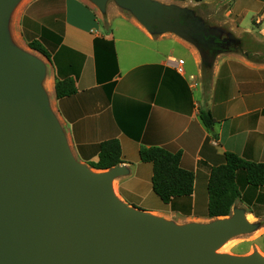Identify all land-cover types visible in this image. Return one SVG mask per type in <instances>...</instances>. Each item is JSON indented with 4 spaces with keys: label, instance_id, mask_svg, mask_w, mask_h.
<instances>
[{
    "label": "crops",
    "instance_id": "crops-1",
    "mask_svg": "<svg viewBox=\"0 0 264 264\" xmlns=\"http://www.w3.org/2000/svg\"><path fill=\"white\" fill-rule=\"evenodd\" d=\"M15 8L17 39H38L51 51V61L43 55L49 65L42 59L43 88L77 160L98 161L99 145L119 139L125 171L113 189L127 205L177 224L208 222L211 168L225 162L227 151L264 162V58L224 52L205 70L196 44L173 32H151L116 0L103 9L92 0H20ZM252 10V25H244ZM224 16L234 33L264 41V0H231ZM166 43L188 51L191 61L176 57ZM171 59L184 63L178 67ZM65 77L75 78L77 92L58 98L56 78ZM202 109L215 119L210 129ZM144 146L181 151L182 166L195 172L193 194L163 202L153 191L152 164L140 158ZM245 178L239 171L237 182L255 211L242 197L234 207L259 223L250 234L257 241L264 236V186L253 188Z\"/></svg>",
    "mask_w": 264,
    "mask_h": 264
},
{
    "label": "water",
    "instance_id": "water-1",
    "mask_svg": "<svg viewBox=\"0 0 264 264\" xmlns=\"http://www.w3.org/2000/svg\"><path fill=\"white\" fill-rule=\"evenodd\" d=\"M19 1L0 0V264H264L259 252H216L257 228L244 210L177 224L115 194L123 166L97 170L77 160L43 88L45 62L10 46L7 23ZM92 1L102 9L107 2ZM116 1L151 32L196 44L190 27L174 23V9Z\"/></svg>",
    "mask_w": 264,
    "mask_h": 264
},
{
    "label": "trees",
    "instance_id": "trees-1",
    "mask_svg": "<svg viewBox=\"0 0 264 264\" xmlns=\"http://www.w3.org/2000/svg\"><path fill=\"white\" fill-rule=\"evenodd\" d=\"M30 48L40 52L49 61L51 51L38 39L28 42ZM55 91L58 98L71 96L77 92L76 80L73 77L56 78ZM201 119L207 128H212L215 119L210 110L202 109ZM99 159L90 166L94 169L107 170L123 163L122 147L119 139L103 141L99 145ZM142 161L153 166V191L165 203L175 197L190 196L194 192L195 172L181 164L182 152H172L162 146H144L139 150ZM244 171L246 181L254 187L264 186V162L243 158L231 151L225 153V162L211 168L208 179V216L210 218L229 216L236 201L241 198V189L237 174Z\"/></svg>",
    "mask_w": 264,
    "mask_h": 264
},
{
    "label": "rangeland",
    "instance_id": "rangeland-1",
    "mask_svg": "<svg viewBox=\"0 0 264 264\" xmlns=\"http://www.w3.org/2000/svg\"><path fill=\"white\" fill-rule=\"evenodd\" d=\"M152 1L159 2L165 5L166 7L174 9L178 14L177 17L173 19L174 23L188 26L191 28L188 35L192 38V40L195 41L196 45L199 47V50L203 53L204 60L202 66L205 70H210L214 57L223 54L224 52H236L251 58L258 56L264 58V41L254 43V37L252 35L243 33L239 36L238 33L233 32L232 24L230 23V21H228V18L224 16L225 11L228 9V4L231 0L229 2L228 0ZM247 6L249 5L247 4ZM255 12L256 10H252L251 12H245V16H243L244 25H252ZM15 14L16 8L11 12L8 19L9 26H7V29L10 40V46L15 47L19 45L17 47L32 55H35L40 59H43L49 65V62L42 54L31 49L27 43L17 39L15 31L12 28V20L14 19ZM166 44L169 46L171 45L170 47H174L173 49L176 57H184L189 62L191 61V57L188 51L179 47L175 43ZM90 163L91 162H87L85 164L91 167ZM238 185L240 186L241 192L245 194L246 192L245 190H243L244 186L241 184L240 181ZM252 187L258 188L254 186ZM241 197L243 199V204L247 205L248 207H250V209L254 210V208L251 206V202L248 201L249 193L245 194V198L243 197V194L241 195ZM262 199L264 200V194L262 196ZM243 209L244 208H241L240 206H235L232 210L231 215H233L235 211L238 212ZM248 221L249 223H252L250 222V220ZM253 231L254 230H251L229 237L226 240V243L229 241L230 242L226 245V248L223 249V251L237 255L251 254L254 252H262L264 254V236L261 239L255 241L254 238L250 236Z\"/></svg>",
    "mask_w": 264,
    "mask_h": 264
},
{
    "label": "bare ground",
    "instance_id": "bare-ground-1",
    "mask_svg": "<svg viewBox=\"0 0 264 264\" xmlns=\"http://www.w3.org/2000/svg\"><path fill=\"white\" fill-rule=\"evenodd\" d=\"M47 86H49V81H48V83H47ZM229 242H230V241H229ZM229 242L226 243V241H225L224 243H222V244L216 249V252H226V251H223V249L226 248V245H227ZM260 254H261L262 256H264V254H263L262 252H260Z\"/></svg>",
    "mask_w": 264,
    "mask_h": 264
},
{
    "label": "built area",
    "instance_id": "built-area-1",
    "mask_svg": "<svg viewBox=\"0 0 264 264\" xmlns=\"http://www.w3.org/2000/svg\"><path fill=\"white\" fill-rule=\"evenodd\" d=\"M170 62L171 63H175L179 67V65H182L184 63V60L183 59H179V60H177V59H171Z\"/></svg>",
    "mask_w": 264,
    "mask_h": 264
}]
</instances>
